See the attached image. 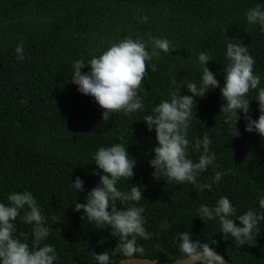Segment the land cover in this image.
Wrapping results in <instances>:
<instances>
[{
	"label": "trees",
	"instance_id": "trees-1",
	"mask_svg": "<svg viewBox=\"0 0 264 264\" xmlns=\"http://www.w3.org/2000/svg\"><path fill=\"white\" fill-rule=\"evenodd\" d=\"M258 4L264 8V0H0V203L7 205L12 192L27 190L34 196L50 228L42 244L55 247V264H97L93 252L115 250L118 240L111 229L89 224L74 205L86 203L87 193L99 183V175L92 174L100 172L94 153L125 139L136 167L133 179L118 182L117 188L143 189L144 199L136 206L145 209L144 226L151 236L138 239L145 259L175 262L180 254L177 234L189 232L194 241L209 243L229 263L264 264V221L254 231V239L242 246L223 239L218 218L202 220L198 211L202 204L214 207L221 197L229 198L236 216L250 209L261 211L264 138L245 131L243 113L238 114V123L235 117L225 122L219 88L196 98L188 139L194 144L207 134L210 152L216 154L197 182L212 183L215 171L225 173L204 191L190 183L167 185L163 177L154 179L150 161L157 140L143 121L161 101H170V92L180 86L181 95H192L186 86L190 81L199 86L202 81L203 66L198 61L202 52L210 56L207 67L222 87L230 40L248 47L255 60L254 74L261 78L259 87H264V33L259 25L246 21V12ZM145 16L147 22H141ZM127 37L145 42L166 38L171 53L147 62L138 92L143 109L130 115L114 113L104 122L103 109L94 98L81 94L71 82L72 65L81 58L87 64ZM21 44L22 62L16 53ZM147 50L151 51L150 42ZM152 64L158 68L154 73ZM89 71L86 67L82 74ZM256 94L250 92L249 101ZM22 100L27 103L21 104ZM250 115L259 117L255 100ZM199 155L189 147L190 159L198 162ZM77 176L85 182L79 193L72 187ZM127 206L117 201L118 208ZM15 223L16 235L23 232L31 246L32 226L19 218ZM235 223L242 226L238 219ZM109 254L110 264L124 259Z\"/></svg>",
	"mask_w": 264,
	"mask_h": 264
},
{
	"label": "clouds",
	"instance_id": "clouds-1",
	"mask_svg": "<svg viewBox=\"0 0 264 264\" xmlns=\"http://www.w3.org/2000/svg\"><path fill=\"white\" fill-rule=\"evenodd\" d=\"M148 18L142 17L141 22ZM246 21L249 25H259L264 33V8L261 5L246 12ZM149 42L151 51H148ZM149 42L127 37L102 52L93 56L87 64L81 58L73 63L71 82L78 86V91L93 97L103 109V121L107 122L114 113L130 115L142 110L144 105L138 95L142 82L147 74V62L153 57L159 59L161 53L170 54L171 44L166 38L151 37ZM17 60L25 59L23 45L16 47ZM227 66L224 68V84L221 87L213 72L207 67L210 56L202 52L198 56L202 67V81L187 83V90L192 95H181L180 86L177 91L170 92L171 100H163L152 109V114L145 115L143 121L148 130L155 131L157 146L153 149L154 158L150 166L154 169V179L165 178L167 185L173 183L183 185L190 183L198 191L211 190L213 183H219L225 173L215 171L212 183L200 184L197 176L208 170L216 160L215 152H210L211 140L207 134L197 139L193 144L188 139V129L192 117L196 98L204 97L210 89H220L223 103L221 113L225 114L227 122L235 117L237 123L239 113H243L246 121L245 131L257 133L264 138V87H259L261 78L254 74V58L249 54L248 47L242 43H227ZM90 68L88 73L82 70ZM152 72L158 70L155 64ZM175 83V82H174ZM256 90L254 99L258 104L259 117L253 119L250 115L248 94ZM26 104L27 100L20 101ZM239 134V132H238ZM192 147L199 152L198 162L188 156V149ZM128 152L127 139L109 147H100L93 155L94 164L100 172L99 183L87 193L86 203L77 202L74 205L76 212H83L89 224L95 223L98 228L111 229V235L118 240L115 250L105 251L102 254L93 252L97 264H110V254L122 256L120 264H129L135 261H147L145 248L138 245V239L149 240L150 234L145 228L143 207L136 206L144 199L143 189L138 185H131L130 191L118 190V182L130 181L134 177L136 161ZM102 173V174H101ZM84 181L76 177L72 181L73 189L79 193L84 191ZM8 204L0 203V264H55L57 253L54 246L42 244L49 236L50 228L46 226L45 217L34 196L27 190L12 192L7 196ZM117 201L127 204L126 208H118ZM261 211L248 210L236 216V209L227 197H221L214 207L201 205L200 219L213 220L218 218L223 239L230 238L239 245H246L254 239V231L261 221H264V198L259 200ZM23 212V216H21ZM235 217V219H233ZM21 219L26 225L32 226V243L27 242L24 233L16 235V221ZM54 219V218H53ZM239 220L241 227L235 223ZM167 230L169 224L162 222ZM59 231V229H57ZM179 256L175 264H226L224 257L218 255L209 243L193 240L189 232L177 234ZM23 238V239H22ZM104 241H100L102 245ZM215 243V242H214ZM153 261L155 258H152Z\"/></svg>",
	"mask_w": 264,
	"mask_h": 264
},
{
	"label": "water",
	"instance_id": "water-1",
	"mask_svg": "<svg viewBox=\"0 0 264 264\" xmlns=\"http://www.w3.org/2000/svg\"><path fill=\"white\" fill-rule=\"evenodd\" d=\"M218 254V253H217ZM220 255V254H218ZM147 261H135V262H129V264H175V262H171V263H161L157 260H148L146 259ZM225 260V259H224ZM226 264H232V263H229L225 260ZM117 264H120V262H118Z\"/></svg>",
	"mask_w": 264,
	"mask_h": 264
}]
</instances>
